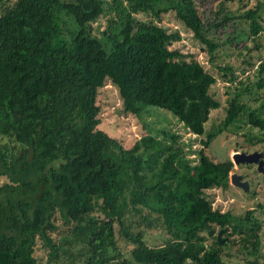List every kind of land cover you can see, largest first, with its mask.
I'll use <instances>...</instances> for the list:
<instances>
[{
  "label": "trees",
  "instance_id": "obj_1",
  "mask_svg": "<svg viewBox=\"0 0 264 264\" xmlns=\"http://www.w3.org/2000/svg\"><path fill=\"white\" fill-rule=\"evenodd\" d=\"M247 7L221 0L209 16L196 0H0V264H264L256 211L238 217L211 194L231 187L233 160L207 152L236 123L264 132L244 99L264 89V61L246 62L259 78L249 85L245 69L217 64L235 40L211 35L248 23L258 37L264 6ZM169 13L229 84L226 117L210 131L219 79L175 47ZM107 85L124 116L143 122L157 109L200 136L199 162L171 130L153 135L143 122L127 149L101 128Z\"/></svg>",
  "mask_w": 264,
  "mask_h": 264
},
{
  "label": "rangeland",
  "instance_id": "obj_2",
  "mask_svg": "<svg viewBox=\"0 0 264 264\" xmlns=\"http://www.w3.org/2000/svg\"><path fill=\"white\" fill-rule=\"evenodd\" d=\"M196 2L204 14L211 16L212 10L217 7L221 0H196ZM244 3L248 5L247 8L249 9L255 7L259 3L264 6V0H244ZM230 7L236 10L238 4H231ZM139 17L142 19L150 18L148 15H140ZM163 17L165 18L162 23L163 26L181 30L182 41L176 44L175 47L180 48L184 53L195 54L196 58L204 64L206 69L219 79L213 92L215 93V98L221 100L222 107L211 113V119L207 125V130L210 131L213 127L218 126L226 117V102L229 99L227 94L229 91V84L223 81L217 68L210 63L209 57L203 52V47L193 39V34L182 29L174 20L171 13L167 14L166 17L163 15ZM262 25L264 26V20ZM105 26L104 19H100L94 24L95 28H99V32H102ZM234 26H238V31H236ZM248 29V23H241L240 25L237 23L236 25L234 24L224 29L223 33H213L211 35H214L215 38H218L222 42L235 40L232 45L230 44L227 46L226 50L219 52L217 64L220 66H225L226 64L234 66V68L238 70L237 75L242 74V70L245 69L247 72L241 75L243 76L242 79L249 85H255L259 78L257 77L255 69H250V67L246 65V62L253 61L258 64L260 61H264V30L258 37L254 38L249 33L247 34L244 32V30L246 31ZM257 44L260 45V49L254 50ZM246 47L254 51L250 53ZM254 87L255 90L253 93L255 94L252 96L245 95L244 99L247 100L252 110H256L264 118V89L257 91V87ZM100 97L105 110L101 128L109 132L112 137L118 138L127 149H130L136 140L142 137L145 124L149 127L148 131L153 135L161 136L160 132L162 130H171L173 133L179 135V142L185 146V151L188 152V158L191 160L192 164H197L199 162L198 152L203 148L201 137L184 129L183 125L171 114L157 109H150L143 116V124V122L136 117L131 115L124 116L120 112L122 102L118 90L112 85H107ZM247 133H250L256 140L252 139L253 141L250 143V140L247 139ZM258 138L264 140L263 131L253 129L243 123H236L221 135L207 152L210 155L212 154L211 156L215 158V160L218 159L217 161H224L227 159L233 160L236 153H252L253 150L261 149L263 145L257 144ZM238 168L241 167L235 166L233 172H236V174L238 173L239 176H243V180L249 182V193L230 185L231 187L225 192L221 189H216L212 191L211 194L214 196L213 198L215 199L216 206H222L225 211L232 210L233 214L238 217L245 216L248 210L256 211L254 214L255 217L262 222V247L260 255L264 258V175L259 173L256 168H241L240 171ZM2 183L3 180L0 179V186ZM224 259L226 260V258ZM227 263L246 264L244 261L237 258H233Z\"/></svg>",
  "mask_w": 264,
  "mask_h": 264
},
{
  "label": "water",
  "instance_id": "obj_3",
  "mask_svg": "<svg viewBox=\"0 0 264 264\" xmlns=\"http://www.w3.org/2000/svg\"><path fill=\"white\" fill-rule=\"evenodd\" d=\"M233 163L237 166L240 165H256L259 173L264 175V151L263 152H253L247 153H236L233 157ZM232 186L245 190L246 193L250 192V184L248 181L243 180V176L232 175L231 178ZM223 230L218 233V242L224 243L225 240L222 239ZM228 240V238H227Z\"/></svg>",
  "mask_w": 264,
  "mask_h": 264
},
{
  "label": "flooded vegetation",
  "instance_id": "obj_4",
  "mask_svg": "<svg viewBox=\"0 0 264 264\" xmlns=\"http://www.w3.org/2000/svg\"><path fill=\"white\" fill-rule=\"evenodd\" d=\"M263 152L264 151V146H262L261 147V149H258V150H253V152ZM252 152V153H253ZM247 154H250V152L249 153H247ZM236 167H237V165H235ZM245 166V167H244ZM239 167H241V168H249V169H254V168H256L257 169V166L256 165H240ZM241 168H238V170L240 171L241 170ZM232 175H239L238 173L236 174V172H231V174H230V177L232 176ZM231 180V179H230ZM245 181V180H244ZM230 184H231V181H230ZM232 185V184H231ZM234 187V186H233ZM239 189V188H238ZM222 235H223V233H222ZM227 238L228 237H226L225 239H223V240H225V241H228L229 240V238H228V240H227ZM245 262V261H244Z\"/></svg>",
  "mask_w": 264,
  "mask_h": 264
},
{
  "label": "clouds",
  "instance_id": "obj_5",
  "mask_svg": "<svg viewBox=\"0 0 264 264\" xmlns=\"http://www.w3.org/2000/svg\"><path fill=\"white\" fill-rule=\"evenodd\" d=\"M235 165V164H234Z\"/></svg>",
  "mask_w": 264,
  "mask_h": 264
}]
</instances>
